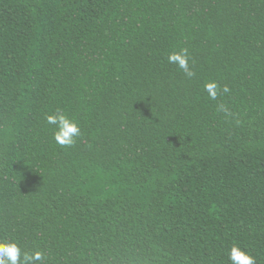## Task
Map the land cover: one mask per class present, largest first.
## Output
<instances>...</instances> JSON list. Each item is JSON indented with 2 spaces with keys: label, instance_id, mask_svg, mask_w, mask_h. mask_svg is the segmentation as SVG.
<instances>
[{
  "label": "trees",
  "instance_id": "16d2710c",
  "mask_svg": "<svg viewBox=\"0 0 264 264\" xmlns=\"http://www.w3.org/2000/svg\"><path fill=\"white\" fill-rule=\"evenodd\" d=\"M0 240L44 264H230L234 243L264 264V0H0Z\"/></svg>",
  "mask_w": 264,
  "mask_h": 264
},
{
  "label": "clouds",
  "instance_id": "9594fccd",
  "mask_svg": "<svg viewBox=\"0 0 264 264\" xmlns=\"http://www.w3.org/2000/svg\"><path fill=\"white\" fill-rule=\"evenodd\" d=\"M190 59L191 57L187 48L173 51L167 56L168 63L175 64L189 79L195 76V72L189 64ZM203 90L211 100H217L221 91L223 93L230 92L227 86L221 88L216 81L205 82ZM217 111L223 112L226 116L232 115L230 109L225 104H220ZM45 121L48 125L55 126L53 140L62 148L73 147L81 136L79 123L59 109L55 114H47ZM227 256L230 264H256L255 256L236 243L230 248ZM44 262L45 253L43 251L27 252L21 248L18 242L0 240V264H44Z\"/></svg>",
  "mask_w": 264,
  "mask_h": 264
}]
</instances>
